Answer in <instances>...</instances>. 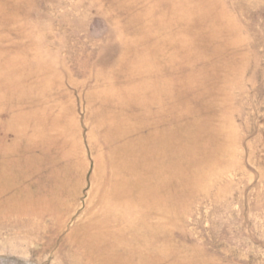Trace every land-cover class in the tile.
<instances>
[{"label":"rangeland","instance_id":"374dc122","mask_svg":"<svg viewBox=\"0 0 264 264\" xmlns=\"http://www.w3.org/2000/svg\"><path fill=\"white\" fill-rule=\"evenodd\" d=\"M0 264H264V0H0Z\"/></svg>","mask_w":264,"mask_h":264}]
</instances>
